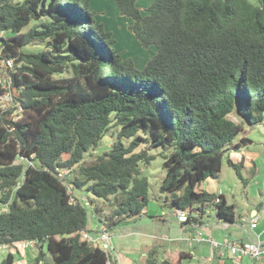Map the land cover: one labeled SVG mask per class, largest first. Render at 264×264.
<instances>
[{"label": "trees", "instance_id": "1", "mask_svg": "<svg viewBox=\"0 0 264 264\" xmlns=\"http://www.w3.org/2000/svg\"><path fill=\"white\" fill-rule=\"evenodd\" d=\"M114 2L140 46H155L141 65L115 46L89 0H0V32L12 33L0 37V56L14 60L11 85L22 106L15 120L0 111V246L33 241L35 264H116L80 239L93 231L86 205L70 202L56 173L75 169L74 179L65 177L74 190L113 197L110 230L156 217L144 210L148 181L139 165L150 163L153 147L167 150L160 191L171 207L189 211L181 224L197 222L191 212L207 207L217 219H235L224 195L198 187L224 162L243 180L242 163L226 154L249 141L237 138L243 123L264 122V0H152L145 12L137 0ZM31 42L44 48L20 50ZM111 128H118L113 144L94 154ZM18 155L34 165L15 162ZM180 257L159 262L150 249L146 264ZM11 261L7 253L0 264Z\"/></svg>", "mask_w": 264, "mask_h": 264}, {"label": "crops", "instance_id": "2", "mask_svg": "<svg viewBox=\"0 0 264 264\" xmlns=\"http://www.w3.org/2000/svg\"><path fill=\"white\" fill-rule=\"evenodd\" d=\"M260 125L264 128V122L258 126ZM258 126L249 129L247 124L243 123V129L237 138L244 136L249 141L245 145L229 150L226 154L234 163H242L244 169L253 167V172L248 181L250 182L249 186L244 184L247 181L244 177L246 174L242 175L243 180L235 172V177L228 171L223 174L222 166L216 177H208L198 187V189L224 195L226 202L233 205L234 212L235 203L233 201L236 200L237 193L240 196L246 193V199L248 196L255 201L249 206L247 205V209L242 213L241 221H245L248 227L240 229L239 233L242 232L241 234L230 233L231 230L235 231L236 219L233 221L217 219L211 208L210 221L205 222V213L201 214L198 209H194L191 214L198 221L189 225L181 224L183 220L179 217V209L171 207L166 201L164 207L157 205L155 210L144 209L156 217L144 215L110 229L113 233L108 251L110 258L115 260L116 264H146V254L150 249H153L159 262L181 256L180 264H212L214 260L219 261L217 264H221L220 261L222 264H264V259L252 260L246 256L235 260L224 246L219 245L215 248L210 241L213 239L221 242L224 238H228L264 243V155L257 148L251 149L252 143L264 145V129L260 130ZM261 157L259 162L258 159ZM204 183L206 185L203 187ZM247 187L248 191H245ZM207 209L209 207L205 208L204 212ZM183 211L185 214L189 212ZM254 218L256 226L251 227L250 221ZM196 236L197 239H194ZM1 248H6V253L12 255V261L9 264H35L34 260L39 252V248L33 241L27 244H24L23 241H16L10 246H2ZM46 249L44 243L42 245L44 261L49 258L46 256ZM39 263L42 264L41 261Z\"/></svg>", "mask_w": 264, "mask_h": 264}, {"label": "rangeland", "instance_id": "3", "mask_svg": "<svg viewBox=\"0 0 264 264\" xmlns=\"http://www.w3.org/2000/svg\"><path fill=\"white\" fill-rule=\"evenodd\" d=\"M14 1H20V0H14ZM152 0H137L136 4L145 12V9L147 6L150 4ZM90 7L91 9L97 11V15L95 16L96 19L100 22H103L105 25V28L107 30L112 31L113 36L117 39L116 47L123 52L126 56H131L135 63L141 65L143 64L148 58L151 57V55L155 52V46L151 45L148 48H143L140 46V44L136 41L134 35L128 30V22L129 18L123 15H120L118 12V8L114 2V0H89ZM33 23L31 21L27 25L24 26L22 31L28 29V27ZM12 33L10 31H2L0 32V37L8 38ZM44 48V44H40L38 42H31L28 43L20 48L21 51L23 52H37L40 51ZM71 74L70 70L62 73V74H56V77H63ZM8 108H11V106H8ZM9 113L7 118H15L13 113L11 112V109L7 110ZM235 122H240L241 118L235 114L232 113L230 116H228ZM260 130L264 129L263 126H258ZM118 128H111L105 136L102 138L100 145L98 148L93 152L94 154H99L103 151H106L110 148V146L113 144L115 140V135L117 132ZM263 132V131H262ZM264 134V132H263ZM145 146L143 143H140L137 147L138 149L143 148ZM259 149L262 152V155H264V145L259 144V143H252L251 149ZM149 153L153 154L154 157L150 161L148 165H144L143 163H139L141 167V174L144 175L147 178L148 181V198H149V203L147 205V208L155 210V207L157 205L159 207H164L165 206V193L160 191V186L162 184V181L164 179L165 173H166V168L163 165L164 162V157L163 155L167 153V150H165L163 147H153L149 149ZM86 160L89 159L88 155L85 156ZM262 157L259 158V162L261 161ZM257 160V162H258ZM253 167H247V168H242L241 173L246 174L244 177H246V183L244 182L245 185L249 186V179L250 175L253 172ZM228 171L229 173H232L235 175V171L233 168L229 167L226 163L223 164V174L224 172ZM248 173V174H247ZM77 174L75 169L72 171L69 170L68 173L65 174V177L70 179H74V176ZM227 178V177H226ZM69 182V181H68ZM206 182V181H205ZM243 184V182H242ZM206 184L204 183L203 187ZM245 191H248V187L245 188ZM74 197L79 199V201L83 202L86 205L87 209V214H88V221L87 225L90 227L92 230L97 229V225H100L101 223L106 224L108 221L106 220V216L108 215L109 211L113 208V197H109L106 199H101L98 197H95L92 195L89 191H87L86 187L83 186L80 189H76L73 192ZM236 200L233 202L235 203V223L233 228H235V231L231 230L230 233H238L240 232V229L242 228H247L248 224L245 221H241V216L242 213L247 209V207L255 202L253 201L250 197L247 196L248 199H246V193L244 195L242 194L241 196L237 193L236 195ZM257 199V198H256ZM248 205V206H247ZM96 209H99V211H96ZM204 221L207 222L208 220L210 221L209 217L211 214L210 208L204 212ZM241 221V222H240ZM242 233V232H241ZM239 233V234H241ZM6 248H0V261L2 258L6 256L7 250ZM46 256L49 258H46V262H51V255L49 251L46 249L45 250ZM219 261L214 260L212 264H217ZM222 264V261H220Z\"/></svg>", "mask_w": 264, "mask_h": 264}, {"label": "built area", "instance_id": "4", "mask_svg": "<svg viewBox=\"0 0 264 264\" xmlns=\"http://www.w3.org/2000/svg\"><path fill=\"white\" fill-rule=\"evenodd\" d=\"M15 71V63L12 57H1L0 56V87L2 88V92L0 93V111L7 112V110L11 109V112L15 116L13 120L19 118L22 115V106L20 102L14 97L18 94L15 87L12 84L11 72ZM11 106V108H8ZM9 114V113H8ZM7 114V116H8ZM12 128H8L11 130ZM20 160H25L28 165H34L33 161L30 159L23 157L22 155H18L15 162ZM69 172V169H61L56 175L65 185L67 192L70 194V202L77 203L78 199L74 197L73 186L70 182L65 179V174ZM23 179V178H22ZM2 210H6V207H2ZM178 214L180 219H185V212L183 210H178ZM250 226H256L255 218L250 221ZM80 239L87 241L90 245L94 247L101 248L105 251L110 250V242L113 236V233L109 229H107L106 224H100L96 230L93 231H80ZM197 239V236L194 237ZM212 245L217 248L219 245L224 246L227 249V252L231 255L235 260H239L243 256H246L252 260H260L264 259V243L261 241H240L236 239H228L224 238L221 242H217L213 239H210ZM24 244L31 243L32 241H23ZM7 246V245H1ZM107 264H109V260H107Z\"/></svg>", "mask_w": 264, "mask_h": 264}, {"label": "clouds", "instance_id": "5", "mask_svg": "<svg viewBox=\"0 0 264 264\" xmlns=\"http://www.w3.org/2000/svg\"><path fill=\"white\" fill-rule=\"evenodd\" d=\"M2 32V31H1Z\"/></svg>", "mask_w": 264, "mask_h": 264}]
</instances>
